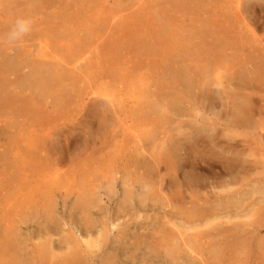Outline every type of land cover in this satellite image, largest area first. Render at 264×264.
<instances>
[{"label": "rangeland", "instance_id": "374dc122", "mask_svg": "<svg viewBox=\"0 0 264 264\" xmlns=\"http://www.w3.org/2000/svg\"><path fill=\"white\" fill-rule=\"evenodd\" d=\"M48 1L0 0V263L264 264V0Z\"/></svg>", "mask_w": 264, "mask_h": 264}, {"label": "bare ground", "instance_id": "6f19581e", "mask_svg": "<svg viewBox=\"0 0 264 264\" xmlns=\"http://www.w3.org/2000/svg\"><path fill=\"white\" fill-rule=\"evenodd\" d=\"M13 1V0H12ZM38 1V5L40 6V8H41V6H43V4L46 2V1H48V0H37ZM49 2V1H48ZM13 4L14 3H11V5H10V7L9 6H5L4 5V13H6V11H11V9H12V6H13ZM54 5H56V3H54ZM61 5V4H60ZM63 5H64V3H63ZM62 5V8H64V9H62V11H60V9L58 10V14H56V15H62L63 13H65V11H66V7H67V4H66V7H65V5L63 6ZM17 6V5H16ZM15 8H13L12 10H14ZM6 10V11H5ZM30 12H31V14L33 13V11H29L28 13L30 14ZM37 11H35V13H36ZM3 14V13H2ZM30 14V15H31ZM5 15V14H4ZM53 16H55V14H53ZM47 17H48V15H47ZM49 18V17H48ZM47 18V19H48ZM41 20H43L42 18H41ZM46 20V19H45ZM2 27V26H1ZM1 30L3 31V29L1 28ZM61 33V32H60ZM59 35H61V34H58V36ZM60 37V36H59ZM1 39V38H0ZM20 56V53H16L15 54V57H19ZM54 64V63H53ZM28 68H29V73H28V75L24 78V80H25V82H27L28 84H32L31 82L32 81H35V86H36V88L39 90V92H40V94L41 95H47V94H49L51 91H53V93H54V88H55V85H59V83H60V81L64 78V75L63 74H61L58 70H57V68H54L55 66L54 65H52V66H54V67H50V68H48V69H46L45 68V64H44V62L42 61H40L38 58H36V59H34V60H32V61H29L27 64H25ZM21 66V65H20ZM15 72V71H17V68H15V65H13V63L11 62V61H9V60H5V58H2L1 60H0V93H3V92H6V88L5 87H3V85L5 84V83H2V81L3 80H5V76H7L8 75V73L9 72ZM43 74H46L45 76H43V78L42 77H40L41 75H43ZM66 75V74H65ZM69 78V77H68ZM173 78H177L178 79V81L177 82H182L183 84H188L189 83V80H187V78L182 74V73H175V74H173ZM69 80V79H68ZM70 80H71V78H70ZM73 81V80H72ZM70 85V84H69ZM151 107V106H150ZM245 110V109H244ZM161 154H157V156H160ZM174 155L175 156H177V151L176 150H174ZM163 156V155H162ZM159 159V158H158ZM164 163H165V167H166V170H168V169H171L172 167H173V163L172 162H170L168 159H166V158H163V160H162ZM156 165V164H155ZM158 165V164H157ZM156 165V166H157ZM152 167H147L146 169H144V173L142 174V177H151L152 175H153V173H152ZM163 179H161V178H159V180H158V182L157 183H161V182H165V181H162ZM166 184H169L167 181H166ZM127 198H129L130 199V196L129 195H127ZM80 204H82V206L83 207H85V204L86 203H84V200L83 201H80V203H79V205ZM102 234V233H101ZM167 237H169V236H167ZM7 243H9V242H7ZM12 243V245H10V246H8L7 245V247L5 248L4 247V245L2 246V250L4 251L3 253V256L5 257L6 256V254L5 253H8V254H13L14 253V251H15V243L14 242H11ZM86 244L89 246V247H92L93 245H92V242H86ZM94 245H96L95 243H94ZM1 246V245H0ZM161 246H163V242H161ZM165 246V245H164ZM1 248V247H0ZM75 251V253H77V251L76 250H74ZM178 251H179V249L175 246V245H172V246H169L168 247V250H167V252H168V254H170V255H172V254H177L178 253ZM0 255H1V253H0ZM10 255V256H11ZM9 256V257H10ZM77 256V254H75V257ZM3 258V257H2ZM6 260V259H5ZM113 261H114V259L112 260V258H110V259H108L107 261H106V264H112L113 263ZM1 264V263H0Z\"/></svg>", "mask_w": 264, "mask_h": 264}, {"label": "clouds", "instance_id": "9594fccd", "mask_svg": "<svg viewBox=\"0 0 264 264\" xmlns=\"http://www.w3.org/2000/svg\"><path fill=\"white\" fill-rule=\"evenodd\" d=\"M26 31H27L26 23L23 21H17L16 27L9 34V41L11 42L18 39L21 35L26 33Z\"/></svg>", "mask_w": 264, "mask_h": 264}]
</instances>
